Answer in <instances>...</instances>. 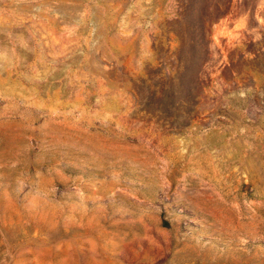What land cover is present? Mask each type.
Here are the masks:
<instances>
[{"label":"rangeland","instance_id":"obj_1","mask_svg":"<svg viewBox=\"0 0 264 264\" xmlns=\"http://www.w3.org/2000/svg\"><path fill=\"white\" fill-rule=\"evenodd\" d=\"M0 264H264V0H0Z\"/></svg>","mask_w":264,"mask_h":264}]
</instances>
